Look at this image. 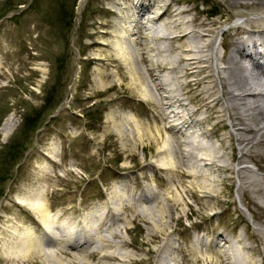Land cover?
<instances>
[{"label":"rangeland","instance_id":"1","mask_svg":"<svg viewBox=\"0 0 264 264\" xmlns=\"http://www.w3.org/2000/svg\"><path fill=\"white\" fill-rule=\"evenodd\" d=\"M115 1L0 0V264L46 260L45 256L14 260L4 256L3 249L10 247L16 236L10 235L12 230L30 240H43L50 248L59 245L67 249L66 240H51L50 234L64 238V231L82 219L90 207L97 209L103 204L114 218L106 219L97 232L93 231L92 243L79 246L81 264L97 262L94 256L85 257L84 252L106 248L103 242L109 243L107 248L114 252L132 253L134 258L125 264H207L206 259L215 258V254L220 264H264L263 244L251 224L253 213L258 211L264 218V210L242 199L234 173L224 178L226 174L214 166L209 176H180L178 170L156 167L160 165L156 156L164 155L155 154V149L163 141L151 142L147 135L132 141L122 137L130 131L125 125L132 126L126 121L131 114L142 125L162 126L163 139L173 143L171 156L164 159L175 160L178 168L204 169L208 174L200 160L189 157L190 164H184L180 150L192 148L186 139L214 147L218 143L216 135H224L227 145L225 134L231 126L225 120L222 127L213 119L195 124L203 116V107L197 109L200 103L191 94L182 95L184 106L174 103L165 107L162 99L141 103L135 95L124 93L109 108V95L113 93L107 88L109 70H114L113 77L119 80L109 60L112 45L129 47L135 62L143 68L136 32L140 26L132 1ZM173 7L188 9L182 13L183 19L206 17V21H216L211 27L215 28L219 54L225 49L218 44L229 42L226 32L233 35L239 23L249 26L244 21L254 15L243 12L263 10L233 7L222 0H175ZM110 8L116 12H109ZM120 35L130 36L132 42ZM148 41L164 49L160 57L176 61L178 49H171L162 40ZM236 70L245 73L241 67ZM102 76L108 85L99 84ZM99 88L105 90L96 92ZM112 111L122 123L117 144H113L117 137L109 128ZM8 118L12 119L9 131L3 125ZM211 122L214 134L201 135L199 128L207 130ZM177 141L181 145L175 144ZM192 150L197 158L204 152L202 146ZM44 154L52 157L50 165L44 163ZM234 154L238 156V151ZM122 178H127L128 187L114 196L113 190ZM144 190L148 196L138 199V193L144 194ZM24 197L39 199L47 206L49 219L41 223L49 235L40 229L34 231L28 220L32 212L18 202H26ZM155 227L163 232L160 238L153 236ZM218 234L223 239L216 237ZM122 238L126 245L121 244ZM105 263L121 264L113 259Z\"/></svg>","mask_w":264,"mask_h":264},{"label":"bare ground","instance_id":"2","mask_svg":"<svg viewBox=\"0 0 264 264\" xmlns=\"http://www.w3.org/2000/svg\"><path fill=\"white\" fill-rule=\"evenodd\" d=\"M111 1L116 3L115 0ZM131 1L132 7H134L136 16L138 17L136 23L140 26L136 32L138 33V45H141V50L138 55L140 57L139 60L143 64V68L139 67L135 62L129 47L122 46V44L117 46L118 43H115V46L112 45V50L109 52V60L114 63L119 80L116 81L114 79V70H109V77L106 76L109 79V86L106 87L109 88V92L113 91L115 93L114 95L113 93L109 95V108L117 102V97L124 93L127 95H135L141 103H143V100L160 101L162 99L164 100L165 107L173 106L174 103H177L179 106H184L182 95L191 94L200 103L197 109L200 110L203 107L201 111L203 116L200 120L197 118L195 124L200 125L202 120L208 122L213 119L215 123H220L222 127H225L224 121L226 120V124L231 126V130H228L227 134H225L229 141L227 145L224 143V135H216V142L218 143L214 147L213 145H208V143H206L207 145L205 143L201 144L195 141V139H186V142H189L192 148L194 147L196 149L202 146L204 149L203 155L198 158L196 157L197 153L192 148L186 151L180 150L184 164H190L188 162L189 157L194 159V161L200 160L202 161V165L207 166L206 169L208 171L206 173L209 172L208 174L204 173V169L191 168L185 170L182 167L178 168L175 160L164 159V156L167 157L170 155L169 152L173 143L169 139H163L162 130H164V127L162 126L153 127L149 124L142 125L137 120L138 118L131 114L130 120L126 121H131L132 126L125 125L130 131L125 134L126 136L122 134V137L128 141H132L133 139L141 140L144 135H147V139L151 142L163 141L155 149V154L162 153L164 155L156 156V160L160 164H156V167L178 170L180 176H209L214 166L219 172L222 171L226 174L224 178L228 179L232 177L231 173H234L239 181L238 190L242 194V199L246 200L247 203L255 204L263 208V211L264 0H222L233 7L263 9L243 12L246 16L252 14L254 17H246L244 24L246 23L249 26H243L241 23L234 26L233 35L241 34L240 36L233 37V35H229L226 32V37L229 36V42L222 41L218 44L225 49L223 54H219L217 49H215L216 41L214 38L216 32L215 28L211 27L215 24V20L206 21V17L200 18L199 20H197V17L183 19L182 13H186L188 9L183 7L174 8L173 4L175 0H163L162 3H160V0ZM109 12L115 13L116 10L110 8ZM258 16L259 19L256 18ZM240 17L242 16L240 15ZM163 18L166 19L164 20ZM254 19L256 23H252ZM147 21L151 22L148 26H146L149 24ZM144 30L148 33H145ZM164 30L166 32H163ZM123 36L120 35L122 38L127 37L128 40L130 39V36ZM152 38L167 42L168 45L170 44L171 49H178V56L174 63L166 60L164 56L160 57L164 49L150 44L148 39L151 40ZM148 51L152 52L153 56ZM238 67H241L245 73L236 70ZM170 73L176 75L173 77L174 79L168 76ZM103 79L104 77L102 76L99 84L103 85L107 82L106 85H108V80ZM173 82L174 85H169L173 84ZM176 88L177 90L179 89L177 93L175 91ZM99 89H96V92L105 90L103 88ZM161 91H165L166 95ZM113 113L116 112L112 111L109 114V128L115 132L117 138L113 139V144H117L121 137L118 132H120L122 123L120 121L121 118H117ZM187 114H189L187 117L191 116V112ZM185 122L186 120L181 124L184 126ZM212 124L213 122L210 123L211 127H208L207 130L199 128V133L203 136L214 134L213 129L215 125ZM3 125L9 131L12 127V119H6ZM168 127H171V125ZM121 132L123 131L121 130ZM110 135L114 136V134L109 132ZM175 144L181 145V141H177ZM234 150L238 151V156L234 154ZM43 159L46 164L52 161V157L49 154H44ZM217 160L220 162H217ZM233 162H236V167ZM217 163L220 164L217 165ZM51 176L54 175L51 174ZM134 177L137 178V176ZM127 187V178H122L118 187L113 190L114 196L119 195L120 189ZM245 192L248 193V196H244ZM148 194L149 192L144 190V194L138 193L137 198L144 199ZM26 197H24L26 202H18L24 204L27 210L32 212L28 220L36 228L34 231L41 230L42 232L48 233L41 223V221L45 222L49 219V215L46 212L47 206L39 201V199L30 197L26 199ZM105 205L103 204L97 209L90 207L87 210V214H84V217L82 216L83 218L81 217L82 219L76 222L74 221L73 227L68 228V231H64V238L61 235L53 236L50 234L51 240H66L69 243L67 249L59 245L50 248L47 242L43 243V240H30L18 233V231L12 230L13 233L10 232V235L13 237V234L16 233V236L12 240L11 246L3 249L2 253L9 260H14V258L28 259L38 256L40 258L42 256L46 257L45 261L36 259L37 264H81L78 262L79 258L77 257L82 251L79 246L83 243H92L93 238L91 234H93V231L95 230L94 232H97L98 226L106 219L110 220L114 218L113 213L111 214ZM55 213L57 214L58 212ZM251 224L256 231L257 240L263 244L261 249L264 254V228L257 226V224L264 225V218H262L260 212L253 213ZM158 228H154L156 230L153 231V236L160 238L163 232ZM198 235L199 233L196 237ZM216 237L223 239L221 234H218ZM99 239L101 238L98 237ZM155 239L157 238H152V240ZM214 242L218 244L217 240ZM102 244L106 248L99 250L92 249L84 252L85 257L88 259L94 256L97 260L94 264H106L105 261L110 259L125 264L134 258L130 252H114L107 248V244L109 245V243L103 242ZM121 244L126 245L124 238L121 239ZM71 248L76 253L72 252ZM206 263L220 264V259L215 254V258H207Z\"/></svg>","mask_w":264,"mask_h":264}]
</instances>
